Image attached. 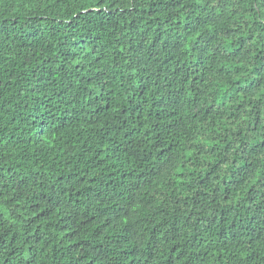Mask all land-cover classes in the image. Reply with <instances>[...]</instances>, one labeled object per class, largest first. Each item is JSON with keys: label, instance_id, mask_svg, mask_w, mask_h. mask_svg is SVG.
Here are the masks:
<instances>
[{"label": "trees", "instance_id": "1", "mask_svg": "<svg viewBox=\"0 0 264 264\" xmlns=\"http://www.w3.org/2000/svg\"><path fill=\"white\" fill-rule=\"evenodd\" d=\"M0 264H264V0H0Z\"/></svg>", "mask_w": 264, "mask_h": 264}]
</instances>
